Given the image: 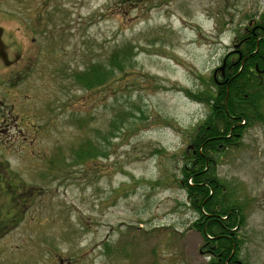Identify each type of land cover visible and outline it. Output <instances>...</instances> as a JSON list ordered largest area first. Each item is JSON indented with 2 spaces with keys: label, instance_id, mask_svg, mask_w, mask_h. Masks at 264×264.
I'll use <instances>...</instances> for the list:
<instances>
[{
  "label": "rangeland",
  "instance_id": "1",
  "mask_svg": "<svg viewBox=\"0 0 264 264\" xmlns=\"http://www.w3.org/2000/svg\"><path fill=\"white\" fill-rule=\"evenodd\" d=\"M263 13L264 0H0V264H207L182 186L210 111L193 94L215 92L214 70ZM125 44L133 59L104 87L74 81ZM89 139L105 153L74 162ZM220 153L246 210L238 259L264 264V123Z\"/></svg>",
  "mask_w": 264,
  "mask_h": 264
},
{
  "label": "trees",
  "instance_id": "2",
  "mask_svg": "<svg viewBox=\"0 0 264 264\" xmlns=\"http://www.w3.org/2000/svg\"><path fill=\"white\" fill-rule=\"evenodd\" d=\"M251 38L253 40L248 47L249 63L241 71V63H235L238 59L236 55L227 61L222 83H217L213 78L216 85L214 93L209 96L206 93L193 94L200 101L207 102L210 111L190 136L191 143L185 152V163L181 169L182 186L187 190L192 207L198 213L193 226L201 232L204 246L209 249L207 264L242 262L238 259L242 247L239 230L246 224V210L240 203L231 202L226 195L227 187L217 174V159L220 152L239 144L249 124L256 121L264 123V111L261 109L264 104V80L254 75L256 64L264 67V30ZM132 50L129 44L116 48L105 61L93 62L78 71L74 81L87 91L104 87L108 78L111 75L113 77V72H123L124 66L131 62ZM113 80L117 81L115 78ZM111 90V96L117 100V88ZM118 119L116 117L111 121L112 131L122 128V122H118ZM99 145L89 139L81 143L79 149L75 147L74 162L101 158L105 151Z\"/></svg>",
  "mask_w": 264,
  "mask_h": 264
},
{
  "label": "flooded vegetation",
  "instance_id": "3",
  "mask_svg": "<svg viewBox=\"0 0 264 264\" xmlns=\"http://www.w3.org/2000/svg\"><path fill=\"white\" fill-rule=\"evenodd\" d=\"M263 30H264V20L262 19L252 20L251 19L248 25L244 28V30L237 35L233 43V47H234L233 52L235 53V56L237 55L238 57L235 63H238V62L241 63V68L239 71H241V69H243L247 63H249L250 57L248 55V50H249L248 47H249V43H251V41L253 40V38L251 37L256 36L259 32H263ZM246 49H247V52H245ZM229 57L230 55L225 59L226 65H227V60L229 59ZM255 67L256 69H254L255 71L254 75L258 76L259 79L261 78L262 80H264V72L262 71L263 68L259 67L258 64H256ZM225 75H226V70H224L221 80H223V77H225Z\"/></svg>",
  "mask_w": 264,
  "mask_h": 264
},
{
  "label": "water",
  "instance_id": "4",
  "mask_svg": "<svg viewBox=\"0 0 264 264\" xmlns=\"http://www.w3.org/2000/svg\"><path fill=\"white\" fill-rule=\"evenodd\" d=\"M1 34H2V30L0 29V55H2L4 53V45H3V42H2V39H1ZM221 68H224V65L221 66Z\"/></svg>",
  "mask_w": 264,
  "mask_h": 264
}]
</instances>
